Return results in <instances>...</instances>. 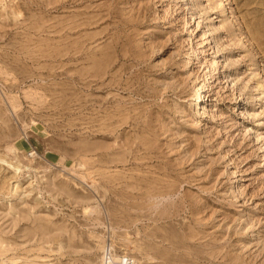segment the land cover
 <instances>
[{
  "label": "rangeland",
  "instance_id": "rangeland-1",
  "mask_svg": "<svg viewBox=\"0 0 264 264\" xmlns=\"http://www.w3.org/2000/svg\"><path fill=\"white\" fill-rule=\"evenodd\" d=\"M124 256L264 264V0H0V264Z\"/></svg>",
  "mask_w": 264,
  "mask_h": 264
},
{
  "label": "built area",
  "instance_id": "built-area-1",
  "mask_svg": "<svg viewBox=\"0 0 264 264\" xmlns=\"http://www.w3.org/2000/svg\"><path fill=\"white\" fill-rule=\"evenodd\" d=\"M119 264H136V263L134 259L124 256L123 258H121Z\"/></svg>",
  "mask_w": 264,
  "mask_h": 264
},
{
  "label": "bare ground",
  "instance_id": "bare-ground-1",
  "mask_svg": "<svg viewBox=\"0 0 264 264\" xmlns=\"http://www.w3.org/2000/svg\"><path fill=\"white\" fill-rule=\"evenodd\" d=\"M195 51H196V49H195ZM212 77L210 76V78H209V81H207V82H210V85H209V87L211 86V84H212V79H211ZM207 85V84H206ZM206 85L204 86V87H202L201 89L203 90V91H206ZM208 87V88H209ZM200 94H202V93H200ZM199 97L200 96H198L197 98H198V100H199ZM264 263V262H263Z\"/></svg>",
  "mask_w": 264,
  "mask_h": 264
}]
</instances>
